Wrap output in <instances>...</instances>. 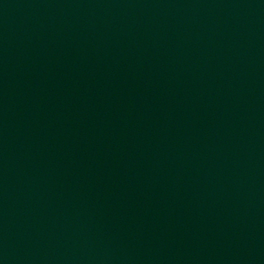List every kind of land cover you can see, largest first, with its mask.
<instances>
[{
	"label": "water",
	"instance_id": "1",
	"mask_svg": "<svg viewBox=\"0 0 264 264\" xmlns=\"http://www.w3.org/2000/svg\"><path fill=\"white\" fill-rule=\"evenodd\" d=\"M0 264H264V0H0Z\"/></svg>",
	"mask_w": 264,
	"mask_h": 264
}]
</instances>
